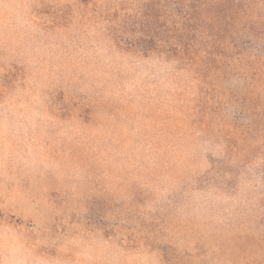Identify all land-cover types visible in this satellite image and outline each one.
I'll return each instance as SVG.
<instances>
[{
    "label": "rangeland",
    "instance_id": "obj_1",
    "mask_svg": "<svg viewBox=\"0 0 264 264\" xmlns=\"http://www.w3.org/2000/svg\"><path fill=\"white\" fill-rule=\"evenodd\" d=\"M0 264H264V0H0Z\"/></svg>",
    "mask_w": 264,
    "mask_h": 264
}]
</instances>
